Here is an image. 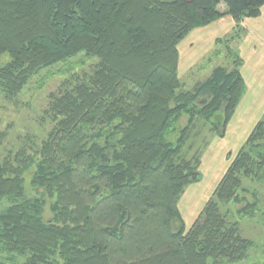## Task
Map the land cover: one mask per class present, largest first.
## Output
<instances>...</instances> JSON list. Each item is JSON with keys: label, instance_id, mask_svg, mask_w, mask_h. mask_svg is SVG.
I'll use <instances>...</instances> for the list:
<instances>
[{"label": "trees", "instance_id": "16d2710c", "mask_svg": "<svg viewBox=\"0 0 264 264\" xmlns=\"http://www.w3.org/2000/svg\"><path fill=\"white\" fill-rule=\"evenodd\" d=\"M222 4L237 26L216 41L209 60L225 51L231 67H215L186 90L179 45L225 16ZM263 6L264 0H0V91L15 97L33 75L57 65L74 82L52 95L54 127L34 156L21 151L0 162V204H8L0 211V259H247L253 243L232 220L259 208V195L245 183L264 182V116L189 230L178 204L201 181L208 134L225 137L243 97V62L233 45L245 33L241 22L259 18ZM90 62V72L74 74ZM34 165L31 183L39 197L29 198L25 175Z\"/></svg>", "mask_w": 264, "mask_h": 264}, {"label": "rangeland", "instance_id": "374dc122", "mask_svg": "<svg viewBox=\"0 0 264 264\" xmlns=\"http://www.w3.org/2000/svg\"><path fill=\"white\" fill-rule=\"evenodd\" d=\"M224 6V5H223ZM218 35V34H216ZM190 37H193L190 36ZM216 37V36H215ZM214 36L208 38V43L211 42ZM188 39V37L186 38ZM186 39L180 44V78L185 83V89L190 90L197 82H202L209 77L213 69L217 66L231 67V64L226 58L225 51L222 55L212 58L213 53L219 46H215L207 55H205L200 62H198L192 69L188 70L189 53L184 50ZM189 41V40H188ZM184 43V44H183ZM233 47H235L233 45ZM196 52H201L202 47H195ZM221 48V46H220ZM83 55L72 59L73 64H77L82 60ZM3 64L8 62V56L2 59ZM95 62H90L86 67L79 68L74 74L82 78L85 72H90L92 65ZM61 66H53L49 69H44L33 75L23 90L15 97H8L0 91V162L3 163L9 157L13 160L18 153L23 151L28 156H34V153L40 149L42 143L47 139L49 133L52 131L54 124L48 111L50 108L52 95L59 94L65 84L73 85L71 75L60 76L59 71ZM49 78V79H48ZM74 86V85H73ZM209 134L207 136V144L201 159V181L208 188H212L209 199L212 193L216 190L220 180L224 177L228 168L226 161L220 160V157H214L216 154L210 156L212 150L210 149L213 140ZM212 143V144H211ZM210 152V154H209ZM239 153V152H238ZM237 153V155H238ZM218 155V154H217ZM236 155V156H237ZM235 156V158H236ZM213 158V159H211ZM231 163L234 161V159ZM40 158H35V160ZM210 160L212 161L209 164ZM230 163V164H231ZM36 165L25 175V188L27 197H39L37 191L32 187V172ZM210 179V180H209ZM203 188L200 186H195ZM192 188V189H195ZM245 187L249 192H256L259 196V208L257 212L250 217L234 216L233 222H237L240 229V234L244 239L253 243L248 258L237 262L236 264H264V182H246ZM215 189V190H214ZM214 190V191H213ZM203 200L200 193L197 194V201ZM209 201V200H208ZM8 204H0V211ZM229 206L225 207L226 210ZM230 209V208H229ZM197 214L195 213V217ZM49 215L47 214L48 218ZM0 254V258H1ZM0 264H11L7 259H0Z\"/></svg>", "mask_w": 264, "mask_h": 264}, {"label": "crops", "instance_id": "0c3cea01", "mask_svg": "<svg viewBox=\"0 0 264 264\" xmlns=\"http://www.w3.org/2000/svg\"><path fill=\"white\" fill-rule=\"evenodd\" d=\"M219 10L225 13V16L206 27L193 30L187 36L188 39L185 38L187 43L184 45V50H187L188 47L187 51L189 53L188 70L192 69L215 48L218 39L229 37L234 32L237 22L230 15H226L227 8L225 5H220ZM241 25L245 29V33L235 48L243 62L240 73L245 82V92L227 126L225 137L222 139L215 138L213 144L210 145L212 150L210 156L215 155L216 150H218V155L216 154L214 157H220V160L226 161L227 165L225 167L227 168H229L233 158L246 144L255 127L264 116V6L261 9L259 18L244 19ZM192 35L193 37H190ZM213 36L216 37L208 43V38L211 39ZM195 47H202V51L196 52ZM178 72L180 74V60ZM211 163L210 160L209 164ZM200 172L202 173V170ZM202 182L204 181L190 185L178 204L187 230L192 227L201 214L213 188H208L210 181L207 185ZM200 185L203 188L195 187ZM194 187L195 189H192ZM198 193L202 195L203 200L197 201ZM195 213L197 214L196 217Z\"/></svg>", "mask_w": 264, "mask_h": 264}]
</instances>
